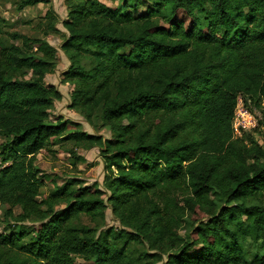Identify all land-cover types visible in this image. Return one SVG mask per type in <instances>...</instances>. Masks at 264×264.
<instances>
[{
	"label": "trees",
	"instance_id": "trees-1",
	"mask_svg": "<svg viewBox=\"0 0 264 264\" xmlns=\"http://www.w3.org/2000/svg\"><path fill=\"white\" fill-rule=\"evenodd\" d=\"M129 3L66 0L63 21L70 105L111 139L52 118L58 49L0 19V264H264V140L233 128L240 95L264 118V0ZM64 142L99 147L104 188L69 179L42 195L37 154Z\"/></svg>",
	"mask_w": 264,
	"mask_h": 264
},
{
	"label": "rangeland",
	"instance_id": "rangeland-1",
	"mask_svg": "<svg viewBox=\"0 0 264 264\" xmlns=\"http://www.w3.org/2000/svg\"><path fill=\"white\" fill-rule=\"evenodd\" d=\"M112 9H121L123 4L128 0H101ZM22 0H0V19H4V29L7 31H18L30 36H40L46 38L52 45L58 49V60L55 70L46 75L45 82L48 85L57 86L63 93L61 100H56L54 107L51 109L52 118L55 116L63 115L65 118L79 122L80 129L87 131L91 134L102 135L104 138H112L113 132L110 126L103 121L100 117H94L92 121H88L79 111L71 107V93L73 86L70 83H63V73L71 65V61L61 49L65 38L69 35L68 31L63 25V21L67 19L68 7L66 0H51L50 3H39L34 6H26L20 8ZM129 10L134 12L135 15L145 13L151 7L155 0H129ZM54 10L57 17V27L60 29L59 33H51L45 35L39 24H43L46 28L49 19L46 18L48 10ZM20 44V41H17ZM30 75L26 77L29 78ZM246 109L251 113L239 115L238 120L247 122L246 129L241 132H236L235 135H241L246 131H252L254 138L263 143L264 140V118L261 112L257 109L253 111L246 105L245 98L239 96L235 111L244 113ZM249 115V116H247ZM259 120H261L259 124ZM235 122V119H234ZM4 138H0V145L5 143ZM0 160H3L1 156ZM4 162V161H3ZM11 161H8V165ZM37 164L43 170L42 178L43 184L41 187L42 195L54 192L56 185H61L69 179H77L83 185H92L98 183L101 188H104V179L106 170L99 147L93 146L91 148L76 147L72 142L58 143L53 147L52 151H45L37 154ZM8 205L0 206V218L3 219V210ZM20 208H16L15 212L19 213ZM30 223H26L28 226ZM106 227L116 226L121 228L120 221L113 215L110 208L107 209V217L104 221ZM192 226H189L183 231L186 235ZM5 231L3 220L0 221V232ZM201 245H196L192 252H197ZM80 264H88L82 259H78ZM156 264H167L166 257Z\"/></svg>",
	"mask_w": 264,
	"mask_h": 264
},
{
	"label": "built area",
	"instance_id": "built-area-1",
	"mask_svg": "<svg viewBox=\"0 0 264 264\" xmlns=\"http://www.w3.org/2000/svg\"><path fill=\"white\" fill-rule=\"evenodd\" d=\"M246 113H250V112L247 109L244 113L240 112L239 114H238V112L235 111V115H234L235 122L233 119V128H234L235 133L241 132L244 129H246V126L248 125L247 122L245 120H243L242 122H239V120H238L239 115L244 117L243 114H246ZM247 116H249V115H247ZM6 166H8V162H3V160H0V170Z\"/></svg>",
	"mask_w": 264,
	"mask_h": 264
}]
</instances>
